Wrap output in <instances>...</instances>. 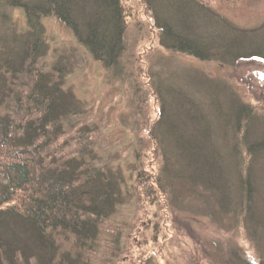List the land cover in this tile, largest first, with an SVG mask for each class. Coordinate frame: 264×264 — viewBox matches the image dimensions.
<instances>
[{"label": "trees", "instance_id": "1", "mask_svg": "<svg viewBox=\"0 0 264 264\" xmlns=\"http://www.w3.org/2000/svg\"><path fill=\"white\" fill-rule=\"evenodd\" d=\"M140 1L150 32L166 51L221 66L244 59L264 62V19L244 28L200 0ZM15 8L23 11V29L0 38V264H123L120 260L127 258L128 264L150 262L160 246L150 240L146 251L127 235L124 248L105 245L106 255L96 254L101 231L110 228L113 241H118L119 230L114 232L106 221L123 203L111 180L115 170L94 152V126L86 122L87 112L66 87L64 66L54 63L47 68L44 61L51 49L42 19L53 16L106 71L119 73L127 18L133 12L126 11L121 0H0L3 28L9 26V11ZM160 90L152 89L160 100L157 116L147 126H137L138 131L144 128L147 145L163 157L164 173L171 176V167H166L170 162L178 168L177 177L216 191L224 212L229 207L223 204L231 199L221 187L227 179L220 152L228 150L233 214L244 240L254 244L247 252L233 251L232 259L236 264H264L259 241L264 205L258 208L256 200L260 196L264 204L257 193L258 185L262 187L258 171H264V116L229 86L225 90L229 138L219 141L206 132L209 126L195 99L190 101L188 93L179 91L189 99V109L175 111L177 96L167 89L168 97L162 99ZM194 105L204 125L200 129L192 114ZM135 176L150 201L159 200L162 192L167 195L163 189L167 183L160 176L153 182L141 168ZM232 259L225 264H234Z\"/></svg>", "mask_w": 264, "mask_h": 264}, {"label": "rangeland", "instance_id": "2", "mask_svg": "<svg viewBox=\"0 0 264 264\" xmlns=\"http://www.w3.org/2000/svg\"><path fill=\"white\" fill-rule=\"evenodd\" d=\"M200 1L212 6L240 27L250 28L264 19V0ZM121 2L126 11L133 12V16L127 18L124 34L126 48L120 56L117 66L119 73L116 74L109 73L99 61L93 59L63 23L53 16L42 19L44 37L51 49V55L44 60L46 67L54 63L64 66L65 85L87 112L86 122L94 126V152L100 157L101 163L115 170L111 180L120 191L123 202L115 209L114 215L106 220L114 232L119 230L116 237L118 241H113L115 236L110 228L101 231L96 254L101 258L105 256L107 245L124 248L126 244L122 241L125 239L126 242L128 236L134 246L141 245L146 251H149L151 241L157 247L160 246L156 254L150 255V262L145 264H225L228 257L234 259L233 251L247 252L254 246L244 240V230L233 214L235 203L232 202L234 198H231L234 186L230 153L226 148L220 152L223 175L227 179L221 187L227 193V198L231 199L228 205L223 204L225 208L229 207V211L224 212L217 202L216 191L177 177L174 173L178 168H172L170 162H167L166 167H171V176L164 173L163 157L147 145L148 134L144 128L138 131L137 126L145 123V127L150 119L157 116L160 100L157 91L152 92L153 87H156L161 89L162 99L168 97L167 89L177 96V106L172 107L175 111H187L190 101L195 99L209 126L206 132L219 141L226 137L228 139L225 90L232 86L239 97L264 116V62L244 59L235 65L221 66L166 51L157 45L155 36L150 32V24L141 11V1ZM9 15V26L3 28L0 25V38L9 36L12 30L23 29L22 9L15 8L9 11ZM183 90L185 94L188 93L190 101L177 94ZM192 109L195 112L192 111V114L197 117L195 125L200 129L204 126L199 119L200 110L197 105L192 106ZM134 151L139 155V160ZM216 158L214 155V164ZM140 164L143 166L140 167ZM139 168L145 175L153 176V182L157 176L166 181L167 185L163 189L168 190L165 192L167 195L162 192L159 200L150 201L149 196L144 194V186L135 183ZM215 172L218 173L219 169ZM262 172L258 171L262 187L258 185L260 190L257 188V193L264 199ZM256 200L257 207L261 208L264 205L261 197L258 196ZM139 237L141 241H137ZM259 241L264 252V230ZM120 261L128 264V258Z\"/></svg>", "mask_w": 264, "mask_h": 264}]
</instances>
